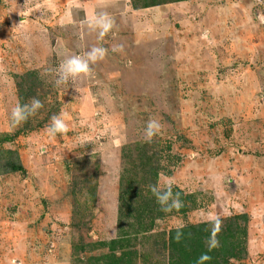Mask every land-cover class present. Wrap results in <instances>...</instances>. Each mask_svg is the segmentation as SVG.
<instances>
[{"label":"rangeland","instance_id":"obj_1","mask_svg":"<svg viewBox=\"0 0 264 264\" xmlns=\"http://www.w3.org/2000/svg\"><path fill=\"white\" fill-rule=\"evenodd\" d=\"M93 48L90 74L59 82ZM53 117L66 133L50 132ZM6 133L27 173L0 170V264H168L167 234L189 222L242 225L229 264H264V0H0ZM128 167L141 198L156 184L151 231L137 218L119 230Z\"/></svg>","mask_w":264,"mask_h":264},{"label":"trees","instance_id":"obj_2","mask_svg":"<svg viewBox=\"0 0 264 264\" xmlns=\"http://www.w3.org/2000/svg\"><path fill=\"white\" fill-rule=\"evenodd\" d=\"M174 1L181 0H164V2ZM154 4H156V2H152L150 5ZM13 137L14 136L10 137V135L6 133L3 134L0 141H9L10 139H13ZM2 146L3 145H0V170H6L7 172L20 171L24 174L27 173L24 165L19 162L18 152L11 148L4 149ZM143 148L147 150L148 145L145 144ZM123 158L125 163H127V161L134 163L136 160V157H134L129 151H124ZM135 172V168L131 169L129 167L124 171L122 180L123 196L121 203L119 204V230H124V221H127L129 218H137L138 222L135 224L137 232L138 229L151 231L156 218L160 216V214L158 215L156 213L159 206L157 199L158 192L155 190L156 184H149V194H146V197L142 194L143 196L141 198L135 193L136 191H134L133 187L129 185L124 187L125 182L128 181H130V184H146L143 178H136L137 175L131 176L130 180L127 179L129 174H136ZM154 175V172H148L145 174V177H149L150 181H155L156 179L154 178ZM152 190L154 191L153 194ZM125 205L127 206L126 210L124 209ZM129 225L132 226L131 223H129ZM232 229H229L228 227L227 229L219 228L217 226L214 227L210 222L197 224L189 222L184 226L171 229L164 241V245L168 249L169 255V261L167 260V263L229 264V262H232V258H239L240 254L245 252V228L241 225L240 229ZM234 230H242L244 233H236ZM121 238L124 239V237ZM123 239L122 241H124ZM119 242L120 241L114 239L111 240L110 243H107V241L104 240L99 243L104 245L103 247L105 248L109 246V248L112 249L111 251H113L118 248ZM115 261L117 262L118 259L116 258ZM127 263L130 262L128 261ZM109 264H111V260L109 261Z\"/></svg>","mask_w":264,"mask_h":264},{"label":"clouds","instance_id":"obj_3","mask_svg":"<svg viewBox=\"0 0 264 264\" xmlns=\"http://www.w3.org/2000/svg\"><path fill=\"white\" fill-rule=\"evenodd\" d=\"M105 31L111 27V22L107 21L102 24ZM104 55L103 49L93 48L91 52L87 54V59H81L79 57H71L67 59L60 66V81L67 80L69 76H77L81 73L88 75L91 72L89 67V61L95 63L98 59H102ZM42 107L40 101L33 100L31 107L29 105H18L12 112V119L14 123H20L28 118L29 115L34 114V112ZM160 125L156 121H150L147 126V136L149 140L159 131ZM68 131L67 125L59 117H53V122L50 127V132L55 134L57 132L66 133Z\"/></svg>","mask_w":264,"mask_h":264}]
</instances>
